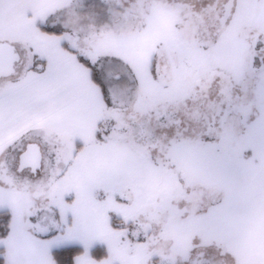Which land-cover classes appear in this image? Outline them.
<instances>
[{
  "label": "snow or ice",
  "instance_id": "1",
  "mask_svg": "<svg viewBox=\"0 0 264 264\" xmlns=\"http://www.w3.org/2000/svg\"><path fill=\"white\" fill-rule=\"evenodd\" d=\"M0 264H264V0H0Z\"/></svg>",
  "mask_w": 264,
  "mask_h": 264
}]
</instances>
